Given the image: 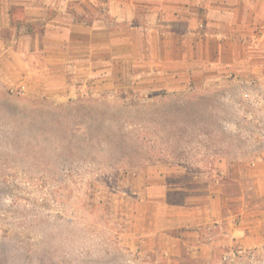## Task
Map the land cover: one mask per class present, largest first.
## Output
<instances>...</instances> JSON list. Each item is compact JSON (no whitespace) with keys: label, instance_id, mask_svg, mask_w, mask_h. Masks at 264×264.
<instances>
[{"label":"rangeland","instance_id":"obj_1","mask_svg":"<svg viewBox=\"0 0 264 264\" xmlns=\"http://www.w3.org/2000/svg\"><path fill=\"white\" fill-rule=\"evenodd\" d=\"M203 12L106 80L0 66V264H264V39Z\"/></svg>","mask_w":264,"mask_h":264},{"label":"crops","instance_id":"obj_2","mask_svg":"<svg viewBox=\"0 0 264 264\" xmlns=\"http://www.w3.org/2000/svg\"><path fill=\"white\" fill-rule=\"evenodd\" d=\"M201 9V27L218 31L220 47L264 39V0H0V66L15 72L21 63L22 83L44 89L69 75L106 80L132 39L151 44L154 31L167 41Z\"/></svg>","mask_w":264,"mask_h":264}]
</instances>
